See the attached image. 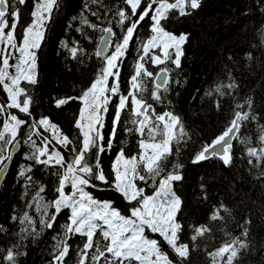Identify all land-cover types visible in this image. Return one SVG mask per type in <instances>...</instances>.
I'll use <instances>...</instances> for the list:
<instances>
[{
  "label": "snow or ice",
  "instance_id": "obj_1",
  "mask_svg": "<svg viewBox=\"0 0 264 264\" xmlns=\"http://www.w3.org/2000/svg\"><path fill=\"white\" fill-rule=\"evenodd\" d=\"M27 2L0 0V86L7 94V103L0 104V115L7 113L0 130V177L13 160V150L19 148L21 142L29 145L31 150L24 155V159L30 163L22 166L20 176L33 182V177L28 173L33 172L35 166L54 169L51 175L56 178L54 191L57 195L45 201L40 195L45 191V186L41 184L32 198L37 211L41 213L39 223L46 229L54 228L64 210L69 212L61 226L62 234L56 237L51 264H67V258L73 251L69 241L76 236L83 239L74 249V264H186L191 252L196 250L198 240L211 234L212 228L210 224L187 223L183 216L184 201L175 187L176 182L184 179L183 164L170 158L178 155L181 145L191 137L179 114L172 110L157 111L155 104L165 101L171 104L167 94L170 92V73L173 69L168 65L181 68L184 45L190 37V33L177 35L167 30L169 14L175 10L181 17L190 16L201 7L202 0H118L112 6L102 5L105 18L111 12L116 25L122 30L121 34L114 31L111 20L108 27H100L86 16H81V24L103 33L100 38L102 47L95 52L103 66L96 79L79 97L55 100L57 108L72 100L83 101V108L74 122V127L79 130L77 134H65L46 116L33 117L30 107L35 102L34 97L27 88L20 86L21 80L29 85L37 84L36 52L33 49L40 47L45 22L60 7V0H33L32 20L22 25L21 6ZM91 3H102V0H91ZM253 4L256 8H262L264 0H253ZM91 15L101 20L97 11H91ZM146 20L151 22L149 28L152 35L143 40L137 49L140 54L128 81V91L121 93V65ZM18 26L22 28L20 37L17 36ZM109 49H112L111 53ZM156 49H159V53ZM16 52L20 55L15 63L10 64ZM70 52L74 59L77 58V47H72ZM246 55L248 60L254 59L252 53ZM150 67H157L158 70L153 72ZM13 68L15 74L10 72ZM229 80L230 83L217 85L214 89L221 97L239 87L230 74ZM149 82L153 85L151 88ZM225 88L229 91H223ZM207 95H212V91ZM21 96L24 97L22 101ZM113 97L116 100L112 103L111 128L105 135L102 131L105 127L102 114L109 113V103ZM245 105L250 110L253 108L251 98L235 105L229 126L213 140L200 146L192 157L193 164L213 157H218L225 166L233 164V140L239 139L237 133L246 122L257 118L254 111L244 110ZM216 106L220 107L219 102ZM10 109H18L19 113L31 120L20 118ZM24 127L28 128L27 133L22 131ZM49 131L54 133L51 138L44 135ZM121 131L125 135L137 136L138 151L128 155L126 144L122 145L113 161L110 178L102 166V155L114 147ZM33 136L38 138L39 144ZM53 140L60 146L59 149L50 148ZM259 141L261 147H247V163L254 168L264 169V125H261ZM241 143L250 141L241 140ZM258 178H264V170ZM100 185L111 187L128 202L130 207L127 213H123L111 201L94 197L89 189ZM149 187L151 194L147 193ZM200 187L202 198L207 199L206 186L202 183ZM224 214L230 216L231 209L220 203L210 214L209 220L224 221ZM20 223L31 228H22V232L34 238L39 236L35 222L27 213L20 218ZM251 223L250 216L244 219L239 236L225 233L231 239L207 253L211 264H242L243 258L254 250L250 238ZM186 228L191 234L188 240L182 241ZM0 231L3 229L0 228ZM149 234H157L161 239L152 238ZM161 240L174 253L175 259L169 257ZM19 248L17 244L7 249L3 259L8 264H17V257L25 254Z\"/></svg>",
  "mask_w": 264,
  "mask_h": 264
},
{
  "label": "trees",
  "instance_id": "obj_2",
  "mask_svg": "<svg viewBox=\"0 0 264 264\" xmlns=\"http://www.w3.org/2000/svg\"><path fill=\"white\" fill-rule=\"evenodd\" d=\"M116 3L118 0H102V3L96 4L91 3V0H60V7L53 11L51 19L46 22L45 34L36 52L35 71L38 82L29 85L22 80L20 84L34 97L35 102L30 107L33 117H48L65 134L79 132L74 127V122L83 108V101L72 100L57 108L55 100L69 96L79 97L89 87L90 82L96 79L103 62L95 52L99 48L103 33L81 24V16H86L100 27H108V21L111 20L114 31L121 34L122 30L116 25L113 14L109 12L105 18V8L102 6ZM21 7V24L30 23L33 0H28ZM88 9L97 11L101 20L98 21L92 16ZM150 23L147 20L143 22L135 43L130 45L125 54L121 65V93L126 94L128 91V81L140 54L137 49L143 40L152 35ZM166 24L167 30L177 35L190 33V37L184 45L185 54L181 60V68L175 69L173 65H168L173 69L170 73V92L167 94L171 104L165 101L163 104H155V107L157 111L172 110L179 114L191 137L186 144L181 145L179 154L170 158L183 164L184 179L175 184L184 201L183 216L187 223L210 224L212 228L211 234L198 240V246L191 252L190 260L186 264H211L207 253L219 248L231 236H239L240 225L248 216L252 220L250 238L254 250L243 258L242 264H264V178H258L264 169L248 165L246 156L247 147L262 146L259 136L261 125H264V7L256 8L253 0H202L201 7L190 16L181 17L173 10ZM78 28L81 31H77ZM17 36H22V28L19 26ZM72 47L78 49L75 59L70 52ZM111 51L109 49V53ZM247 53H252L254 59L248 60ZM150 70L156 72L158 69L150 67ZM229 74L239 87L231 94L221 97L214 89L217 85L230 83ZM152 86L149 82V87ZM209 91H212V95H207ZM223 91L229 90L225 88ZM23 98L21 96L20 100ZM249 98L253 102V108L250 110L245 105L244 110L254 111L257 118L246 122L237 133L239 139H234L232 148L233 164L225 166L218 157L193 164L192 157L200 146L225 131L233 119L235 105L243 104ZM115 100V97L110 99L109 113L103 114L105 127L102 131L105 135L111 128L112 103ZM217 102L220 104L219 108L216 106ZM3 103H7V94L0 86V104ZM9 111L20 118L31 120L19 113L18 109ZM5 115L6 113L0 115V128ZM22 131L27 133L28 128L24 127ZM44 135L52 137L49 132ZM33 139L39 144L36 136ZM241 140L250 143H241ZM125 144L126 154L131 155L138 151L137 136L125 135L121 131L114 147L102 155V166L110 178L115 156ZM53 147L60 148L54 140L50 145V148ZM30 150L29 145L21 142L19 152L13 157L0 189V228L3 229L0 231V264H8L3 257L7 249L17 244L20 245L18 250L25 253L17 257V264H51L56 237L62 234L61 226L69 215L68 210H64L53 229H46L39 223L41 213L37 211L32 198L41 184L45 186V191L40 195L45 201L56 196V178L51 175L54 171L52 167L45 169L40 165L28 173L33 177V182L19 175L22 166L30 163L24 159V155ZM202 183L206 186L207 199L202 198ZM70 190L69 188L68 191ZM89 191L101 201L113 202L123 213H127L130 207L111 187L100 185ZM151 192L149 187L147 193ZM220 203L231 209V215L224 214V221H210V214ZM25 213L32 217L39 236L34 238L21 231L22 228L31 230L29 225L20 223V218ZM226 232L231 233V236L225 235ZM190 234V230L186 228L182 241L188 240ZM151 237L161 239L157 234H151ZM82 239L76 236L69 241L73 251L70 252V258H67V264H74V249ZM161 243L169 257L175 259L171 249L162 240Z\"/></svg>",
  "mask_w": 264,
  "mask_h": 264
},
{
  "label": "rangeland",
  "instance_id": "obj_3",
  "mask_svg": "<svg viewBox=\"0 0 264 264\" xmlns=\"http://www.w3.org/2000/svg\"><path fill=\"white\" fill-rule=\"evenodd\" d=\"M169 2H173V1H169ZM48 21V20H47ZM46 21V22H47ZM46 22H45V25H46ZM45 29H46V26H45V28L43 29V32H44V34H45ZM41 41L42 40H40V44H41ZM0 46H2V45H0ZM33 51H35V52H37V49H33ZM157 53H159V49H156L155 50ZM19 55H20V53L19 52H16L15 53V56L10 60V64H12V63H15L16 62V57H19ZM15 59V60H14ZM10 72L12 73V74H15V69L13 68V69H10ZM22 81V80H21ZM20 84H21V82H20ZM6 115H7V113H6ZM6 115H5V118H6ZM103 115V114H102ZM0 130H2V128H0ZM49 133L51 134V136H53L54 135V133H52L51 131H49ZM150 236H151V234H149ZM153 235V234H152Z\"/></svg>",
  "mask_w": 264,
  "mask_h": 264
},
{
  "label": "water",
  "instance_id": "obj_4",
  "mask_svg": "<svg viewBox=\"0 0 264 264\" xmlns=\"http://www.w3.org/2000/svg\"><path fill=\"white\" fill-rule=\"evenodd\" d=\"M101 47H102V45L100 44L99 48H101ZM233 142H234V140H233ZM19 149H20V147L15 149V150H13V157L15 156V154H17L19 152ZM10 165H11V161L8 163V167H7L6 171H5V173L3 174V176L0 177V189H1V186H2V183H3L4 179H5V177H6L7 173H8V171H9Z\"/></svg>",
  "mask_w": 264,
  "mask_h": 264
}]
</instances>
